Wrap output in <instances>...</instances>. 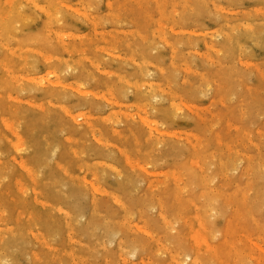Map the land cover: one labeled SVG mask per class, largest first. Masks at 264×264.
Returning a JSON list of instances; mask_svg holds the SVG:
<instances>
[{"label": "rangeland", "instance_id": "obj_1", "mask_svg": "<svg viewBox=\"0 0 264 264\" xmlns=\"http://www.w3.org/2000/svg\"><path fill=\"white\" fill-rule=\"evenodd\" d=\"M0 209V264H264V0H0Z\"/></svg>", "mask_w": 264, "mask_h": 264}, {"label": "bare ground", "instance_id": "obj_2", "mask_svg": "<svg viewBox=\"0 0 264 264\" xmlns=\"http://www.w3.org/2000/svg\"><path fill=\"white\" fill-rule=\"evenodd\" d=\"M9 120H4V125L7 127V128H9V130L11 129V128H13L14 126H13V123L11 122V121H9ZM145 121H147V119L146 118H144V122ZM148 122V121H147ZM146 123V122H145ZM90 127V126H89ZM13 131V130H12ZM12 134H14L15 136H16V140H17V148H18V146L20 147L21 146V142H22V140H21V138H20V136L19 135H17L15 132H13ZM16 145H15V147H16ZM20 167L23 169V170H25V172L27 173V175H29V176H34V172H32L33 171V169H32V167L30 166V165H28L27 164V162L26 161H22L21 163H20ZM33 179V178H32ZM33 190H36V189H33ZM0 214L2 215L3 214V210H1L0 209ZM176 260V259H175ZM193 263H194V261H193ZM194 264H196V263H194Z\"/></svg>", "mask_w": 264, "mask_h": 264}]
</instances>
